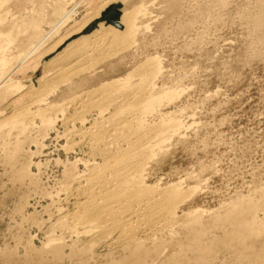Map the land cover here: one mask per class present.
<instances>
[{
	"label": "rangeland",
	"instance_id": "374dc122",
	"mask_svg": "<svg viewBox=\"0 0 264 264\" xmlns=\"http://www.w3.org/2000/svg\"><path fill=\"white\" fill-rule=\"evenodd\" d=\"M103 2L0 0V264H264V0H117L135 36L75 63ZM131 169L179 198L80 220Z\"/></svg>",
	"mask_w": 264,
	"mask_h": 264
},
{
	"label": "bare ground",
	"instance_id": "6f19581e",
	"mask_svg": "<svg viewBox=\"0 0 264 264\" xmlns=\"http://www.w3.org/2000/svg\"><path fill=\"white\" fill-rule=\"evenodd\" d=\"M116 2H117V0H104V2H103V4H102V6L100 7V8H98L97 9V7H96V9L97 10H95L94 9V11H93V13L91 14V12L89 13L90 14V16L89 17H87L86 18V20L75 30V31H73V33H71L70 34V36H68V37H71L72 35H75V34H79V33H83L81 36H79L77 39H75V40H73L72 42H70L69 43V45H68V47H69V49L71 48H76V49H74L75 50V55H72V56H74V58H78V61L77 62H75V63H79L80 61H81V63H82V60L83 59H87L88 57H90V56H98V55H101L102 53H104L103 51L105 50V48H107V47H109L108 45H110L111 46V44L114 46V44H117L118 42H122L123 40H125V39H131L132 37H133V35H134V31L136 30V28H135V26H134V23H133V18H132V14H126L125 12L124 13H121L120 14V16H119V18H118V20H117V23H118V25L120 26V28L119 29H117V28H114V27H112L111 25H107L106 23H105V21H100V22H97L96 24H95V27L90 31V32H88V33H85L84 34V31L85 30H87L94 22H95V20H97V19H99V17H100V13L104 10V9H106V8H109V7H111V6H113V5H115L116 4ZM92 11V10H91ZM133 11V10H132ZM131 13V12H130ZM133 13V12H132ZM65 14V13H64ZM63 15V14H62ZM67 15V14H66ZM65 16V15H64ZM63 16V17H64ZM65 17H67V16H65ZM68 19V18H67ZM67 19H63V21L64 20H67ZM100 23V24H99ZM63 25V24H62ZM135 36V35H134ZM134 39V38H133ZM62 42H64L63 40H62ZM61 43V42H60ZM59 45V44H58ZM60 46V45H59ZM58 46V47H59ZM55 49H56V47H55ZM68 49V48H67ZM66 49V50H67ZM68 49V50H69ZM37 50V49H36ZM64 52V51H63ZM68 52V51H67ZM72 53H70V54H73V51H71ZM33 53V52H32ZM103 55V54H102ZM101 55V56H102ZM70 57H72L71 55H69ZM66 61V60H65ZM61 63V62H60ZM63 63V62H62ZM143 64V63H142ZM141 64V66H143L144 67V70L141 72V75H140V77H142V80L145 82V81H149L150 80V77H153V75H154V73H152V72H154L153 71V69L152 70H149V68H150V63H145L144 65H142ZM140 67V66H139ZM60 68V67H59ZM142 68V67H141ZM82 69V68H81ZM141 71V70H140ZM139 74V73H138ZM32 77V76H31ZM65 78V77H64ZM68 78V77H67ZM62 79V78H61ZM67 80V79H66ZM141 80V79H140ZM151 82V81H150ZM145 83H147V82H145ZM117 84V83H116ZM142 85V84H141ZM42 86V85H41ZM149 86V85H148ZM43 88H44V86H43ZM41 90V89H40ZM145 91V90H144ZM143 91V92H144ZM146 92V91H145ZM42 93V92H41ZM46 94V93H45ZM48 94V93H47ZM141 94V93H140ZM146 94V93H145ZM141 97V96H140ZM148 97V96H147ZM42 98V97H41ZM146 98V97H145ZM145 98L143 99V97H142V99L141 100H139V102L141 101H143V100H145ZM149 99H150V96H149ZM146 100H147V98H146ZM155 100H157V99H151V101H150V104H151V102L152 101H154L155 102ZM138 101V100H137ZM37 102V101H36ZM140 102V103H141ZM144 102V101H143ZM153 102V103H154ZM137 103V102H136ZM146 102H144V104H145ZM144 104H142L141 103V105L143 106ZM147 105L149 104V103H146ZM145 104V105H146ZM136 105V104H135ZM146 105V106H147ZM139 106V105H138ZM99 107V106H98ZM136 107H137V105H136ZM140 107V106H139ZM23 108V107H22ZM128 108V107H127ZM118 109H119V107H118ZM126 109V108H125ZM129 109V108H128ZM134 109V108H133ZM132 109V110H133ZM136 109V108H135ZM138 109V108H137ZM24 111L25 110H27V109H23ZM22 110V111H23ZM139 110V109H138ZM121 111V110H120ZM120 111H119V116H120ZM124 111H126V110H124ZM124 111H122V113L124 112ZM128 111V110H127ZM21 112V111H20ZM19 113V112H18ZM17 113V114H18ZM26 113L27 112H25V113H21V114H25L26 115ZM41 113V112H40ZM102 113V112H101ZM136 113V112H135ZM140 113V112H139ZM20 114V113H19ZM141 114V113H140ZM139 114V115H140ZM24 115V116H25ZM38 115H39V113H38ZM44 115V114H43ZM23 116V115H22ZM28 116V115H27ZM42 116V115H41ZM142 116V115H141ZM19 117V116H18ZM43 117V116H42ZM47 117V116H46ZM24 118H26V117H24ZM40 118V117H39ZM137 118V117H136ZM18 119H20V118H18ZM21 119H23L22 117H21ZM41 119V118H40ZM114 119V118H113ZM140 119V118H139ZM33 121V120H32ZM44 121V120H43ZM134 121V120H133ZM136 121V120H135ZM20 122V121H19ZM127 122V121H126ZM126 122H125V124H126ZM128 122H130V121H128ZM137 122V121H136ZM136 122H135V124H136ZM133 122L131 121V124H132ZM139 123V122H138ZM20 124V123H19ZM124 124V126H126ZM129 124V123H128ZM130 124V125H131ZM129 125V126H130ZM140 125V124H139ZM129 126H126V127H129ZM142 126V125H141ZM102 128V127H101ZM122 128H123V126H122ZM138 128V127H137ZM143 128V127H142ZM141 128V129H142ZM130 129V128H129ZM90 130V129H89ZM99 130V129H98ZM136 130V129H135ZM122 131V130H121ZM137 131V130H136ZM102 132V131H101ZM91 133V132H90ZM96 133H97V131H96ZM96 133H94V134H92V135H96ZM89 134V133H88ZM144 136V135H143ZM146 136V135H145ZM90 137V136H89ZM97 137V136H96ZM132 137V136H131ZM143 148V147H142ZM143 150V149H142ZM150 151V150H149ZM139 153V152H138ZM125 154V153H124ZM143 154V153H142ZM145 154V153H144ZM118 155V154H117ZM116 155V156H117ZM137 155V154H136ZM149 155V154H148ZM127 156H129V155H127ZM135 156V155H134ZM133 156V157H134ZM125 156H123V154H122V158H124ZM133 157H131V158H133ZM136 157V156H135ZM113 157H111V159H112ZM120 158V156L118 157V159ZM129 158V157H128ZM140 158V157H139ZM134 159V158H133ZM137 159V158H136ZM146 159V158H145ZM117 160V159H116ZM125 160H127L126 159V157H125ZM130 160V159H129ZM128 160V161H129ZM115 161V160H114ZM118 161V160H117ZM117 161L116 162H114V163H117ZM119 161H121V164H119V165H122L123 163H122V159L120 160L119 159ZM123 161H124V159H123ZM127 161V162H128ZM140 162V161H139ZM106 163V162H105ZM108 164V163H107ZM130 164V163H129ZM142 164V163H141ZM113 165V164H112ZM117 165V164H116ZM118 165V166H119ZM128 165V164H127ZM133 165V164H132ZM138 165V164H137ZM140 165V164H139ZM138 165V166H139ZM126 166V165H125ZM106 167V166H105ZM113 167V166H112ZM136 167V166H135ZM139 167H141V165L139 166ZM144 167V166H143ZM124 168V167H123ZM128 168H131V166L130 167H128ZM128 168L126 169V170H128ZM133 168V167H132ZM114 169V168H113ZM119 169H120V167H119ZM142 169V168H141ZM104 170V169H103ZM116 170H118V169H116ZM115 170V171H116ZM132 170V169H131ZM138 171H139V168H138ZM112 172V171H111ZM120 173H121V170H120ZM119 173V171H118V174L116 175V178L114 179V183H113V188L112 189H104L103 190V192H98L99 194H98V196H97V194H96V196L95 197H93V198H96V199H98L99 201L97 202V201H95L93 198H92V196L90 195L89 197H87V199L86 200H84V201H82V202H78L77 203V208H82L83 210H84V212H83V216H81V215H79L81 218H80V220L82 219V217H83V221L84 220H86L87 222H88V220H89V223L88 224H91V223H93V222H90L91 221V219H94L93 221H95V219H97V218H99V220H100V218H102V217H104V216H109V217H107V218H110L111 219V217L113 218V216L114 215H116L117 213L119 214V220H117V222L116 223H114V224H116L117 226H120V225H124V224H126L127 222H129V220L131 219L132 220V218H135L136 220L138 219V216L139 215H141L140 213L142 212L143 214V216H142V218H141V220H143V222H144V224L146 225L147 224V222H149V216L147 215L146 216V218H144V216H145V214L144 213H146L148 210L149 211H151L152 209H150L151 208V206H152V204L154 205V202H155V211H154V213L155 212H160L159 210H160V208H163V207H165V206H162V205H165L164 204V202H167L168 203V201L169 200H173L174 198L175 199H177L176 198V196H177V192H176V189L175 188H170L168 191H166V193H159V195H161V198H160V202H158L156 199H155V201H154V199L153 200H150V199H145V198H143L141 195V198H139V196H135V197H133V195L132 196H128L129 194H130V192H131V190H133V189H131L132 187H136V189L138 188V187H141L142 186V180L140 179V177H139V179L141 180H139V179H137V177H136V175H137V171L136 170H132V172L129 170V172H127L128 174L126 175H124V173L123 174H120ZM105 174V173H104ZM116 174V173H115ZM99 175V174H98ZM139 175V174H138ZM100 176V175H99ZM101 177V176H100ZM90 178V177H89ZM102 178V177H101ZM105 180V179H104ZM113 180V179H112ZM95 184V183H94ZM101 185V184H100ZM95 186V185H94ZM146 186V185H145ZM145 186L143 187V188H145ZM142 188V187H141ZM141 188H138L137 190H139V189H141ZM146 188H148V187H146ZM149 189V188H148ZM144 190V189H143ZM134 191H135V189H134ZM145 191H147V190H145ZM151 191V190H150ZM149 191V192H150ZM158 191V190H157ZM178 191V190H177ZM133 192V191H132ZM140 193H143V191L142 192H140ZM140 193H138V194H140ZM153 193V192H152ZM179 193V192H178ZM92 194H93V192H92ZM133 194H135V193H133ZM146 194V193H145ZM154 194V193H153ZM164 194H166V196L164 195ZM124 195H126V197H127V199L128 198H130V197H133L131 200H127V203H125V204H122L121 203V201H119V197L121 196V197H123ZM148 195L150 196L151 194L150 193H148ZM88 196V195H87ZM147 196V195H146ZM84 197V196H83ZM178 197V196H177ZM179 198V197H178ZM79 201V200H78ZM177 201V200H176ZM130 202L133 204H135L137 207H138V210L140 211V213L139 212H137V213H139V214H137V213H133L131 210L132 209H130V208H128L129 209V211H131L130 213H127L126 212V208L128 207V205L130 204ZM172 202V201H171ZM176 203H178V202H176ZM76 204V203H75ZM74 204V205H75ZM131 204V205H132ZM160 204H162V205H160ZM169 205V204H168ZM171 205V204H170ZM173 205V204H172ZM76 206V205H75ZM133 207V206H132ZM131 207V208H132ZM168 207V206H167ZM114 208H116V209H114ZM156 209H157V211H156ZM164 209V208H163ZM83 210H81V211H83ZM171 210H172V208H171ZM128 211V212H129ZM153 211V210H152ZM165 211V210H164ZM168 211H169V208H168ZM167 211V212H168ZM175 211V210H174ZM76 212H78L79 213V211H77L76 210ZM75 212V213H76ZM153 213V214H154ZM147 214V213H146ZM155 215H157V214H155ZM162 215V214H161ZM165 215V214H164ZM163 215V216H164ZM75 216V215H74ZM73 216V217H74ZM152 216H154V215H152ZM172 216H174V215H172ZM78 217V216H77ZM150 217H151V215H150ZM156 217V216H155ZM160 217V216H159ZM175 217V216H174ZM75 218V217H74ZM139 218V219H140ZM79 219V217L77 218V220ZM114 219H117V218H114ZM134 219V220H135ZM162 219V218H161ZM168 219V218H167ZM172 219V218H171ZM98 220V221H99ZM102 220V219H101ZM103 220H105V219H103ZM106 220H108V219H106ZM105 220V221H106ZM112 220V219H111ZM147 220V221H146ZM156 220V219H155ZM172 220H174V219H172ZM166 221V220H165ZM78 222H80L79 220H78ZM108 222V221H107ZM134 222H136V221H134ZM139 222V221H138ZM151 222H153V221H151ZM161 222V221H160ZM163 222V221H162ZM85 222H83V224H84ZM95 223V222H94ZM101 223V222H100ZM111 223H113L112 221H111ZM142 223V222H141ZM168 223V222H167ZM79 224V223H78ZM97 224H99L98 222H97ZM102 224V223H101ZM101 224H99V225H101ZM139 224V223H138ZM155 224V223H154ZM84 225H86V224H84ZM98 225V226H99ZM113 225V224H112ZM127 225V224H126ZM131 225V224H130ZM130 225H128V226H130ZM137 225V224H136ZM94 226H96V224L94 225ZM154 226V225H153ZM156 226V225H155ZM97 227V226H96ZM117 228V227H116ZM128 228V227H127ZM150 228V227H149ZM95 229V228H94ZM128 229H131V228H128ZM144 229V228H143ZM108 230V229H107ZM126 230V229H125ZM109 231V230H108ZM130 231V230H129ZM125 234V233H124ZM123 234V235H124ZM131 235H133V234H131ZM126 237H127V235H126ZM125 238V237H124ZM57 251V250H56Z\"/></svg>",
	"mask_w": 264,
	"mask_h": 264
},
{
	"label": "water",
	"instance_id": "95a60500",
	"mask_svg": "<svg viewBox=\"0 0 264 264\" xmlns=\"http://www.w3.org/2000/svg\"><path fill=\"white\" fill-rule=\"evenodd\" d=\"M117 8H119V5H113L109 8H106V11L100 14L99 19H97L87 30H85L84 33L90 31L96 22L100 21H105L107 25H111L112 27L119 29L120 26L117 23L119 12L117 11Z\"/></svg>",
	"mask_w": 264,
	"mask_h": 264
}]
</instances>
